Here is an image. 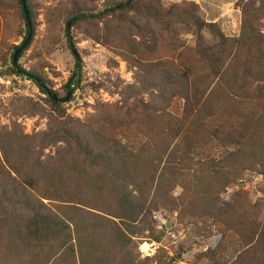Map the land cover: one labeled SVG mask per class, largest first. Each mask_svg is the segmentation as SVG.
Listing matches in <instances>:
<instances>
[{"label":"trees","instance_id":"obj_1","mask_svg":"<svg viewBox=\"0 0 264 264\" xmlns=\"http://www.w3.org/2000/svg\"><path fill=\"white\" fill-rule=\"evenodd\" d=\"M15 1L25 21L23 44L28 26L20 0ZM25 6L32 23L28 0ZM136 6V0H110L98 14L78 12L66 20L75 64L63 89L71 95L82 83L83 62L73 53L70 28L120 17L140 42L112 30L115 43L126 49L112 45L136 81L158 91L152 104L104 108L94 123L69 128L60 120L63 104L54 100L60 98L45 80L22 70L18 59L17 68L12 62L7 68L34 83L55 116L40 144L0 140V207L20 211L0 219V256L21 257L19 264H148L138 260L135 238L149 230L148 209L170 201L174 185L191 215L204 213L230 232L229 240L222 234L218 246L199 258L212 264H264V217L244 215L239 199H220L243 174L258 166L264 170V0L243 5L235 37L220 35L215 25L198 18L194 0L166 8L154 0L134 16ZM179 25L193 28L194 46L175 38ZM174 100L182 101L180 117L170 113ZM211 146L222 155L211 156ZM47 147H56L55 152L44 157ZM235 236L239 245L230 256L225 244Z\"/></svg>","mask_w":264,"mask_h":264},{"label":"rangeland","instance_id":"obj_2","mask_svg":"<svg viewBox=\"0 0 264 264\" xmlns=\"http://www.w3.org/2000/svg\"><path fill=\"white\" fill-rule=\"evenodd\" d=\"M157 1L161 3V7L166 8L175 1L182 0ZM194 1L198 6V18L206 24L215 25V32L220 35L235 37V20L240 18L243 5L251 0ZM109 3L110 0H28L32 12V40L29 46L21 51L18 66L27 73L41 77L49 89L60 99H64L66 94L63 86L75 64V58L67 46L65 37L66 20L78 12L98 14ZM153 3L154 0H136L137 12L134 16L142 15L143 7ZM124 17L130 21V16ZM111 20L90 19L77 23L69 30L75 46L73 50L83 62L81 88L75 87L68 101L62 103L64 117L60 120L66 122L69 128L84 125L89 121L90 124L94 123L101 115V110L106 112L104 108H119L122 105L145 107V104L154 103L159 94L148 86L142 87L140 81H136L134 70L117 55L113 47L116 45L120 50L126 49L115 43L117 38L112 30H124L129 36L132 35V39L140 42L137 31L129 28L120 17ZM260 23V29L264 33V17ZM25 31V21L17 2L0 0V140L13 137V140L18 141L17 144H40L41 135L54 127L50 119L55 114L49 107L46 96L39 92L34 83L27 78L8 74L7 70L15 48L22 45ZM176 31L178 36L175 38L180 44L194 46L192 27L179 25ZM209 40V36L204 38L205 43ZM181 111L182 101L174 100L170 113L180 117ZM55 148L47 147L42 154L44 157L53 155ZM208 152L211 156L222 155V150L214 149V146H211ZM181 193L179 186L172 185L168 193L171 200L148 209L145 223L149 230L135 238L138 260H147L148 264H212L199 257L207 250L215 249L221 242L222 234H228L229 240L230 232L222 231L225 227L219 226L206 214L191 215L189 205L182 203ZM220 199L222 202L233 203L239 199L236 205L244 215L252 217L256 214L264 217V170L258 166L256 172L243 174L233 186L224 190ZM80 208L82 211L99 213ZM19 212H11L3 203L2 208L0 207V219ZM247 230H243L241 234L244 235ZM155 238L159 241H155ZM238 238L235 236L231 245L230 241L225 244L228 252H231L230 256L239 245L236 243ZM12 258L16 261H9L0 256V264H19L22 260L21 257Z\"/></svg>","mask_w":264,"mask_h":264},{"label":"water","instance_id":"obj_3","mask_svg":"<svg viewBox=\"0 0 264 264\" xmlns=\"http://www.w3.org/2000/svg\"><path fill=\"white\" fill-rule=\"evenodd\" d=\"M20 2L22 4V8H23V11H24V14H25V18H26V22H27V26H28V35H27V38L25 39V41L23 42V44L13 54V57H12V67L13 68H17L18 56L20 55L21 51L26 47L27 43L32 38L31 20L29 18L28 12L26 10L25 0H20ZM73 53L76 54V51L73 50ZM18 73H19V71H18ZM69 97H70V93H68L67 96L64 99L58 100L56 97H53V98H54L55 101H59L61 103H66L68 101ZM166 228H168V226H166Z\"/></svg>","mask_w":264,"mask_h":264}]
</instances>
